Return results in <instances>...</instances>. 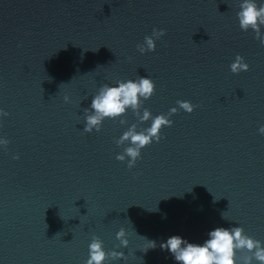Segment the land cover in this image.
<instances>
[{"label":"water","instance_id":"obj_1","mask_svg":"<svg viewBox=\"0 0 264 264\" xmlns=\"http://www.w3.org/2000/svg\"><path fill=\"white\" fill-rule=\"evenodd\" d=\"M241 2L0 0V264H85L94 236L123 255L103 264H176L160 243L216 227L264 247V47L240 29ZM153 29L164 35L141 54ZM237 55L248 70L233 74ZM140 77L155 86L141 115L178 111L128 168L115 141L151 120L128 109L85 133V109Z\"/></svg>","mask_w":264,"mask_h":264},{"label":"clouds","instance_id":"obj_2","mask_svg":"<svg viewBox=\"0 0 264 264\" xmlns=\"http://www.w3.org/2000/svg\"><path fill=\"white\" fill-rule=\"evenodd\" d=\"M239 27L242 31L247 32L251 29L254 33V39H257L262 47H264V34L261 33V26H264V3L259 6L256 0H242L239 4L237 12ZM164 35V30L153 29L151 36H145L142 44L137 45V50L144 54L146 51L155 50V40ZM230 71L237 74L248 70V65L243 61V57L237 55L234 62L229 65ZM155 86L151 79L140 77L138 80L116 81V86L102 85L97 94L91 99L89 113L85 109V123L83 131L91 133L94 129L99 132L102 122L107 118L116 120L122 117L126 110L131 109L133 114L140 122L151 120V124L147 128L137 131L135 124L128 127L126 131L115 142L118 146L127 144L123 153L118 154L116 159L123 162L128 158L127 166L132 168L135 162L140 158L141 149L147 145L159 142L162 138L160 130L162 127H170L172 121L168 118L175 114L178 109L173 107L168 114H160L155 117L144 109L142 115L139 109L141 102L149 99L154 94ZM64 101L69 102V97L64 96ZM178 108L187 113H191L196 107L189 101L177 102ZM7 115V113H3ZM120 123H126L120 119ZM259 132L264 134V126L259 128ZM0 144L7 145V140H0ZM223 217V215H222ZM224 219V217H223ZM125 231L121 228L116 233V238L120 240V244L127 246L128 241L124 239ZM156 242L148 240V249L155 248ZM159 247L167 249L173 256L176 264H236L237 253H240L241 264H252L255 260L259 264H264V247L261 242L253 239L244 232L242 227H216L208 233V239L202 244L190 243L186 239H182L178 235L169 237L166 242L160 243ZM89 257L85 264H103L109 257L111 259L122 258L120 252L112 251L106 253L103 250L102 241L93 237L88 246Z\"/></svg>","mask_w":264,"mask_h":264}]
</instances>
